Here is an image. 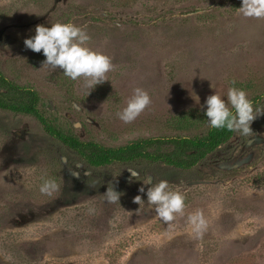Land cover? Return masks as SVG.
Here are the masks:
<instances>
[{
	"label": "rangeland",
	"instance_id": "rangeland-1",
	"mask_svg": "<svg viewBox=\"0 0 264 264\" xmlns=\"http://www.w3.org/2000/svg\"><path fill=\"white\" fill-rule=\"evenodd\" d=\"M241 0H0V71L40 95L50 122L82 141L117 148L145 139L194 138L210 127L205 101L229 87L264 108V18ZM202 13V14H195ZM72 22L88 47L111 59L94 88L43 66L24 40L37 25ZM235 81V85H232ZM150 105L117 117L133 90ZM0 89L8 98L18 93ZM13 99V100H14ZM195 166L151 161L92 167L32 116L0 109V264H264V114ZM140 178L185 194L183 214L164 223ZM45 180L58 190L42 194ZM121 193L109 202L107 189ZM145 201L139 207L133 198ZM199 211L198 238L188 221Z\"/></svg>",
	"mask_w": 264,
	"mask_h": 264
},
{
	"label": "clouds",
	"instance_id": "clouds-1",
	"mask_svg": "<svg viewBox=\"0 0 264 264\" xmlns=\"http://www.w3.org/2000/svg\"><path fill=\"white\" fill-rule=\"evenodd\" d=\"M239 13L244 17L264 18V0H241ZM202 14V13H195ZM89 35L81 26L72 22L54 23L50 26L37 25L35 35L24 40L25 47L36 53L42 51L46 58L42 67L47 65L52 69H60L63 75L73 81L83 77L85 86L94 88L106 80V73L111 68V59L102 52L88 47ZM235 85V81L231 82ZM151 103V98L146 90L136 88L133 95L126 102V106L117 112V117L124 123L134 121ZM208 126L214 129H227L229 132H237L247 136L252 132L251 124L254 119L264 114V108L254 107L248 98L246 91L235 86L229 87L226 97L216 91L209 95L205 101ZM130 181H142L139 188L145 192L147 203L154 205L156 215L164 222L170 223L176 214H183L185 208V194L179 189H171L167 181L153 182L152 176L140 178V172L128 169ZM58 184L54 180H45L40 187V192L52 195L58 190ZM105 195L109 202L120 199L121 193L114 189H107ZM145 202L140 195L133 198V203L139 207ZM192 225V231L198 238L206 228V222L202 214L197 211L188 217Z\"/></svg>",
	"mask_w": 264,
	"mask_h": 264
},
{
	"label": "trees",
	"instance_id": "trees-1",
	"mask_svg": "<svg viewBox=\"0 0 264 264\" xmlns=\"http://www.w3.org/2000/svg\"><path fill=\"white\" fill-rule=\"evenodd\" d=\"M3 88L18 93V98H8L7 94L0 92V109L34 117L49 136L77 153L92 167L141 160L161 162L180 169H188L195 166L234 134L227 129L210 128L205 135L200 137L145 139L111 148L94 141H82L77 135L67 134L58 129L42 112L41 98L38 92L8 80L0 71V89Z\"/></svg>",
	"mask_w": 264,
	"mask_h": 264
}]
</instances>
